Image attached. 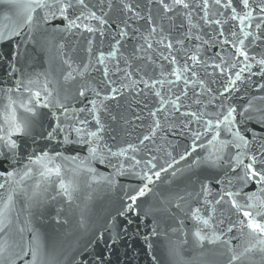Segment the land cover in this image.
<instances>
[{"label":"snow or ice","instance_id":"1","mask_svg":"<svg viewBox=\"0 0 264 264\" xmlns=\"http://www.w3.org/2000/svg\"><path fill=\"white\" fill-rule=\"evenodd\" d=\"M14 3L22 9V21L0 30V47L14 44L7 57L0 55V60L7 59L13 74V61H18L20 55L16 37H26L34 26L55 27L56 21L61 23L58 31L104 37L106 17L113 7L112 0ZM148 4L158 8L159 23L150 9L145 16L139 3L120 0L127 19L121 21L123 27L112 37L109 50L93 53L89 39L86 63L63 59V81H84L76 93V97L87 101L84 107H70L68 97L61 96L58 88H50L53 81L47 77L39 88L35 87L40 83L38 78H21L12 86L0 88V99L4 101L0 107V264H44L39 236L33 233L30 240H25L24 234L30 230L26 222H20L26 211L18 207L21 196L32 201L55 182L70 199L74 182L63 179L66 171L74 177L87 175L92 181L109 185H115L118 177H131L137 183L134 187L130 184L128 203L119 213L127 216L136 213L137 202L153 191L162 174L171 170L174 177L182 172L183 168L176 167L182 161L189 169L207 165L213 170L210 182L202 181L196 193L199 206L189 213L196 243L221 245L227 264H264V52L259 51L264 48V0H148ZM176 19L180 25L178 35L173 36L172 28L165 29L164 21L175 27ZM139 21L144 25L139 26ZM226 24L230 25L227 32ZM130 39L139 43L131 56H125L121 49ZM252 49L257 52L254 54ZM138 60L150 63L153 73L159 76H148L140 66L131 71ZM93 71H102L97 87L87 83ZM126 91H136L137 95L147 91L156 107L148 111L151 123L138 144L116 146L106 139L103 114L110 115L106 102ZM89 93L94 98L90 99ZM41 109H47L54 122L45 136L49 143L57 142L52 148L54 154L44 150L40 154L22 152V143L31 136ZM169 136L183 143L178 158L169 149L180 145ZM59 146H64V152L56 150ZM142 148L147 158H138ZM69 149L86 150L87 155H66ZM155 152L167 157L159 167ZM94 163L113 171L110 175L100 174ZM29 180L33 181L31 195ZM225 204L237 220L229 218L228 225L220 227L224 219L217 220L215 213L217 206ZM176 207L181 205L177 203ZM229 233L235 235L225 238ZM152 234L159 235L157 228ZM233 240L237 241L235 245ZM255 254H259V260Z\"/></svg>","mask_w":264,"mask_h":264},{"label":"water","instance_id":"2","mask_svg":"<svg viewBox=\"0 0 264 264\" xmlns=\"http://www.w3.org/2000/svg\"><path fill=\"white\" fill-rule=\"evenodd\" d=\"M91 2L95 3L97 0ZM128 2L139 3L140 11L145 16L150 9L159 23V10L155 5H149L148 0H128ZM112 4L113 7L106 17L108 24L104 26V37L98 34L95 36L82 34L79 31L74 33L58 31L57 29L61 27L60 21L55 22V27L34 26L30 33H27L25 28L27 36L15 38V42L19 43L20 53L18 61H13L15 73L9 71L7 59L0 60V88L12 86L15 80L21 78L25 80L38 78L40 83L35 87L39 88L47 77L53 81L49 87H56L61 96H67L70 107H84L87 101L76 97L77 90L84 81L65 83L62 79L64 67L62 61L70 57L76 63L81 61L86 63L89 39L92 40L93 53L109 50L113 43L112 37L117 34L120 27H123L121 21L127 19V16L121 12L120 0H112ZM97 11L101 14L99 10ZM21 13L22 9L16 7L14 0H0V30H5L14 22L19 24L22 21ZM129 23L137 26L134 21ZM143 25L144 21H139V26ZM179 25V19L175 20V27H172L167 20L164 21L166 30L172 28L173 36L178 35ZM229 27L230 25H225L226 32ZM138 43L136 39L128 40L124 43L121 52L125 56H131L133 47ZM13 46L14 44L10 42L0 47V55L7 57ZM252 51L254 54L257 52L256 49ZM259 51L264 52V48ZM121 66L123 67V61ZM137 66L142 67L148 76H159L158 72L153 73L152 65L146 61H135L133 69L130 70L135 72ZM101 78L102 71H93L86 79L90 86L97 87ZM175 90L179 91L178 88ZM88 96L90 99L94 98L91 93ZM3 103L4 101L0 99V107ZM106 103L110 115L103 114V119L107 126L108 143L116 146L126 142L138 144V138L151 123L148 111L155 110L154 97L147 91L141 95H137L136 91H126L123 96ZM40 112L41 114L34 120L31 136L22 143L21 151L40 154L41 150H44L54 154L52 148L57 142L49 143L45 139L54 122L47 109H41ZM111 116H115L116 119L112 120ZM137 116L141 119L137 120ZM169 139L180 145L175 150L169 149L178 158V154L183 151V143L171 136ZM148 147L155 148V145L149 144ZM56 150L64 152V146H59ZM65 154L85 156L87 152L86 150L73 152L69 149ZM154 154L159 157L156 161L159 167L167 157L162 152ZM147 155V151L142 148L138 158L144 159ZM93 167L103 175H110L113 171L98 163H94ZM176 167L183 168V171L178 172L174 177L171 175V170L167 174H162L153 191L137 202L138 215L129 213L127 216H121L119 213L128 203L126 193L131 191L130 184L134 187L137 183L134 178L118 177L115 185H109L104 181H92L87 175L74 177L70 171H66L62 174L63 179L74 182L70 199L63 194L58 183L55 182L50 183L47 191L41 192L32 201L25 196L20 197L18 207L26 208L20 216V222H26L30 230L25 232V240H30L33 233L39 236L40 256L44 264H100L101 257L103 264H227V255L221 245L207 242L198 244L192 236L194 225L190 218V209L199 206L196 193L200 191L202 181L210 182L208 178L213 170L207 165L189 169L187 163L183 161ZM55 180L56 178L53 177V181ZM32 184V180L27 181L29 195ZM181 196L185 199L179 200ZM177 203L181 207H176ZM217 208L215 213L217 220L223 218L225 222L220 227H226L229 218L233 221L237 220L228 205ZM153 228H157L158 236L152 234ZM233 235L235 233H229L225 238ZM232 243L235 245L237 241L233 240ZM255 255L259 260V254ZM244 264L248 262L245 261Z\"/></svg>","mask_w":264,"mask_h":264}]
</instances>
